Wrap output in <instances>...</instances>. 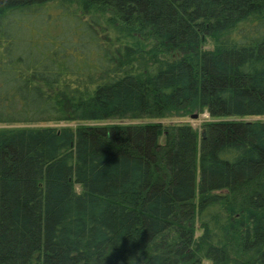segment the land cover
<instances>
[{
    "label": "trees",
    "instance_id": "trees-1",
    "mask_svg": "<svg viewBox=\"0 0 264 264\" xmlns=\"http://www.w3.org/2000/svg\"><path fill=\"white\" fill-rule=\"evenodd\" d=\"M252 116L264 0H0V264H264Z\"/></svg>",
    "mask_w": 264,
    "mask_h": 264
},
{
    "label": "rangeland",
    "instance_id": "rangeland-1",
    "mask_svg": "<svg viewBox=\"0 0 264 264\" xmlns=\"http://www.w3.org/2000/svg\"><path fill=\"white\" fill-rule=\"evenodd\" d=\"M37 26H41V22L37 21ZM16 27L10 26V30L15 31ZM28 31V29H26ZM25 29L21 30L19 33V38L22 41L26 40V37L28 35V32ZM204 49L212 48L211 41H207L203 45ZM191 114H197L196 118H191ZM218 117H211L209 113L206 110H194L189 113H175L170 112L166 114L164 117L161 118H149V117H140L135 119H107L104 121L99 122H80L79 124H96V125H121V124H146V123H158L162 127V133L159 137V142H164V132L168 130L170 127L180 124H190L192 128L196 131L197 134V142L199 145L200 142V134L203 130L202 126L204 123L209 121L218 120ZM236 120H246V121H263L264 122V116H252V117H244L242 119L239 118H231ZM78 123L77 122H61V123H40V124H33L35 126H52V127H62V126H70L75 127ZM14 126H31V125H23V124H17ZM0 127H5L4 125H0ZM199 177V171L197 170L196 173V179L198 180ZM75 190L77 193L81 192V187L79 185H75ZM199 229L197 228V233L199 234Z\"/></svg>",
    "mask_w": 264,
    "mask_h": 264
},
{
    "label": "water",
    "instance_id": "water-1",
    "mask_svg": "<svg viewBox=\"0 0 264 264\" xmlns=\"http://www.w3.org/2000/svg\"><path fill=\"white\" fill-rule=\"evenodd\" d=\"M190 116H191V118H196V117H197V114H191ZM201 133H202V137H204V135H205V131L202 130Z\"/></svg>",
    "mask_w": 264,
    "mask_h": 264
}]
</instances>
